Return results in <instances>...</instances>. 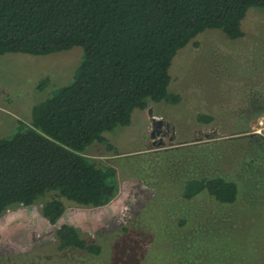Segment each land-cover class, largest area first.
Segmentation results:
<instances>
[{"label":"rangeland","instance_id":"1","mask_svg":"<svg viewBox=\"0 0 264 264\" xmlns=\"http://www.w3.org/2000/svg\"><path fill=\"white\" fill-rule=\"evenodd\" d=\"M244 36L209 28L179 50L169 90L180 103L150 102L132 122L87 149L113 166L120 190L107 205L69 204L52 225L44 203L0 217V264H264V7L249 9ZM75 46L48 55H0V138L29 123L34 105L69 84L82 62ZM43 83V88L39 85ZM212 114L214 122H199ZM155 118L161 133L152 137ZM221 174L243 184L221 203L201 192L184 198L187 179ZM70 224L102 246L100 255L59 250L56 228Z\"/></svg>","mask_w":264,"mask_h":264},{"label":"trees","instance_id":"2","mask_svg":"<svg viewBox=\"0 0 264 264\" xmlns=\"http://www.w3.org/2000/svg\"><path fill=\"white\" fill-rule=\"evenodd\" d=\"M252 7H264V0H0V55L84 51L76 78L34 105L29 123L0 138V217L44 203L49 194L42 206L52 225L69 204H109L120 190L117 169L87 149L108 143L106 132L130 125L133 112L150 102L180 103L182 96L169 90L179 50L209 28L243 37ZM197 119L210 124L216 117ZM242 190L239 180L217 174L187 179L183 195L205 192L233 204ZM55 234L59 250L103 251L74 225L63 224Z\"/></svg>","mask_w":264,"mask_h":264},{"label":"water","instance_id":"3","mask_svg":"<svg viewBox=\"0 0 264 264\" xmlns=\"http://www.w3.org/2000/svg\"><path fill=\"white\" fill-rule=\"evenodd\" d=\"M154 130L152 131V137L155 138L157 135H159L161 133V129L164 125V120L163 119H159V118H155L154 120Z\"/></svg>","mask_w":264,"mask_h":264}]
</instances>
